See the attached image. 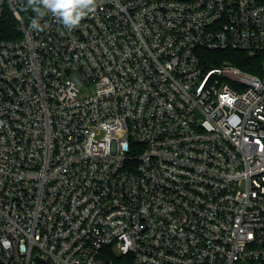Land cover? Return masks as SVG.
Here are the masks:
<instances>
[{
	"label": "built area",
	"instance_id": "2783aa9c",
	"mask_svg": "<svg viewBox=\"0 0 264 264\" xmlns=\"http://www.w3.org/2000/svg\"><path fill=\"white\" fill-rule=\"evenodd\" d=\"M9 17L0 264H264V0H97L73 28L0 0Z\"/></svg>",
	"mask_w": 264,
	"mask_h": 264
},
{
	"label": "clouds",
	"instance_id": "9594fccd",
	"mask_svg": "<svg viewBox=\"0 0 264 264\" xmlns=\"http://www.w3.org/2000/svg\"><path fill=\"white\" fill-rule=\"evenodd\" d=\"M29 4L42 5L65 26L73 28L79 25L83 16L95 10L97 0H29ZM40 14L43 15V12ZM33 26L38 27V24L33 21Z\"/></svg>",
	"mask_w": 264,
	"mask_h": 264
},
{
	"label": "trees",
	"instance_id": "16d2710c",
	"mask_svg": "<svg viewBox=\"0 0 264 264\" xmlns=\"http://www.w3.org/2000/svg\"><path fill=\"white\" fill-rule=\"evenodd\" d=\"M16 30V22L12 18H8L7 20L2 21L0 25V35L7 37L12 31ZM214 63L220 64L223 61L227 60L230 62H233L234 64H237L241 68L248 70L250 72H259L260 71V65H262V60L258 57H255L253 59L247 60L241 58L236 52H230V51H217L214 54ZM118 263H121V260H117Z\"/></svg>",
	"mask_w": 264,
	"mask_h": 264
}]
</instances>
